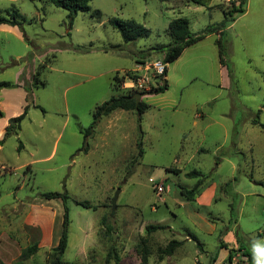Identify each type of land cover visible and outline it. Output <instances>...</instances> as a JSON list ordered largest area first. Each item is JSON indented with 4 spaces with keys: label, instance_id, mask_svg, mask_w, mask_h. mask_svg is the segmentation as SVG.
Wrapping results in <instances>:
<instances>
[{
    "label": "rangeland",
    "instance_id": "obj_1",
    "mask_svg": "<svg viewBox=\"0 0 264 264\" xmlns=\"http://www.w3.org/2000/svg\"><path fill=\"white\" fill-rule=\"evenodd\" d=\"M210 5L221 11L239 6L236 0H211L207 6L188 0H92L90 10L71 22L67 10L48 0H0V14L17 10L24 27L22 39L0 32V83H14L24 69L23 87L0 88V140L10 119L29 105L18 134L0 145V264H51L65 207L70 225L64 264H142L145 250L148 264H249L240 245L251 254V264H264V132L236 125L250 132L236 139L215 124L202 138L204 126L193 124L200 97L193 90L207 88L206 55L197 67L188 49L167 65V73H146L156 60L164 62L165 52L152 48L173 42L170 22L185 18L199 32L221 17ZM113 18L133 20L149 35L126 43L110 23ZM45 62L39 77L45 86L29 94L25 88ZM138 62L135 74L148 84L131 90L135 100L136 94L155 92L163 78L168 90L140 98L150 106L141 121L136 110H117L85 139L95 108L130 91L124 85L115 91L114 75L134 79L128 75ZM212 115H218L216 108ZM139 126L144 155L135 162ZM193 171L202 176L187 177ZM199 182L201 193L184 200L180 192ZM158 186L164 187L160 195ZM45 193L68 198L46 200ZM149 225L168 228L148 234ZM173 239L183 244L172 256L162 255Z\"/></svg>",
    "mask_w": 264,
    "mask_h": 264
},
{
    "label": "crops",
    "instance_id": "obj_2",
    "mask_svg": "<svg viewBox=\"0 0 264 264\" xmlns=\"http://www.w3.org/2000/svg\"><path fill=\"white\" fill-rule=\"evenodd\" d=\"M224 8L221 11L217 5L207 7L210 11L217 9L221 13L220 18H211V24L224 20ZM0 32L23 38V32L17 26L0 25ZM220 40L225 48V63L220 58ZM188 49H192L194 66L202 63L205 55L209 58L207 88L193 90L194 95L200 96L195 103L193 124L204 126L201 129L202 138L206 139V132L215 124L222 126L225 134L229 132L236 139L250 134L247 128L241 130L236 125L256 127L264 132L259 125L264 124V0H246L243 13L237 14L225 28L187 47L182 55ZM137 68L132 71H137ZM23 70L20 69L19 79L14 82L19 87H23ZM201 78L202 75L197 72L193 81L198 83ZM214 108L218 111L216 117L212 115ZM225 125L231 127L226 128ZM203 149L201 147L200 151Z\"/></svg>",
    "mask_w": 264,
    "mask_h": 264
},
{
    "label": "trees",
    "instance_id": "obj_3",
    "mask_svg": "<svg viewBox=\"0 0 264 264\" xmlns=\"http://www.w3.org/2000/svg\"><path fill=\"white\" fill-rule=\"evenodd\" d=\"M48 1L58 8L67 10L69 12V18L71 22H73L79 12H88L90 10L89 3L92 0H48ZM160 1L169 2L172 0H160ZM188 1L196 5L207 6L211 0H188ZM236 1L238 2V5H239L238 8L232 9L230 11L224 8V12H223L224 20L221 23L208 25L199 33H193L190 30L189 22L185 18H177V19L172 20L168 27V33L172 37L173 42L169 44L168 46H160V47L152 48V50L158 51V52H165L164 62L166 64H169L175 61L182 55L183 51L187 47H190L191 45L204 39L208 34L216 30L225 28L228 24H230L234 20V17L237 14L243 13L245 9L246 0H236ZM94 15L100 16V12L97 11L94 13ZM110 23L120 31L126 43L134 42L138 39L147 37L149 35L148 30L143 25L138 24L133 20L122 21L120 19L113 18L110 20ZM3 24L17 26L21 29L22 32H24L23 22L18 18L17 10H15L13 13L7 16H3L2 14H0V25H3ZM81 48L82 47H78V49H81ZM219 48H220L221 62L225 63V60H224L225 48L223 44L221 43V40L219 41ZM32 57L33 55H28L29 59H31ZM138 63L140 64L142 62H138ZM47 66H48V63L45 62L44 64H41L36 70L35 74L33 75V85L31 87L25 88L29 94H31L32 88H38L41 86H45V83L40 81L39 77H40L41 71L45 69ZM128 76L137 77L135 72L129 74ZM166 76L167 74L165 75V77ZM163 79L165 83H163L161 86L156 87L154 89L156 94L164 93L165 91L168 90L167 80L165 78ZM124 82H125V76H120L119 73H116L113 77V89L117 91L118 88L122 87ZM17 86L18 85L12 82H1L0 83V88H14ZM134 95H135L134 93L129 91L128 93L121 95V96H113L109 101L101 105H98L93 112V122L83 132L85 139L94 135L95 129L97 128V126L99 125L103 117L109 116L110 114H112L113 112L117 110H124V111H135L136 110L137 113H139L140 115L139 121H141L142 114L146 110H148L150 106L144 102H139L138 105L136 106V100L134 99ZM28 109H29V105L25 107L24 112L21 115L10 119L9 125L6 127V132L4 134V137L2 140H0V145H3L8 138L18 134V132L21 129L22 122L27 116ZM256 124H259V122H256ZM259 125L264 130V124H259ZM143 139H144V132L141 126H139V138L137 142L138 156L135 158L134 160L135 162L137 161L138 157L141 158L144 155ZM85 146H86L85 151L87 152L89 149V145L87 142L85 143ZM22 148H23V145L20 144L19 150H21ZM180 172H181L180 170H176V173H180ZM186 175L187 177L192 178L196 176H202V173L198 171H193V172L187 173ZM262 185H264V183H262ZM200 186H201V182L196 184L192 189H183L180 192V195L186 201H194L196 196L201 193ZM41 196L43 199H46V200L62 199L64 202L68 198V195L66 193L65 194L45 193V194H42ZM80 205H82L84 208H90L88 203H81ZM69 225H70L69 210L67 207H65L61 235H60L57 246L52 249L51 264H64L62 261V257L68 245ZM166 228L168 227L163 226V225H149L147 226L146 231L148 234H151L155 231L164 230ZM259 238H263V235H259ZM194 239L196 240V238ZM143 242L147 243V240L144 239ZM182 244H183L182 241L173 239L172 241L169 242L166 248H164L161 251V253L164 256H172L175 253L176 249L179 248ZM198 246L200 250H203V247H202L203 245H201V243H199ZM220 247L228 249V245L224 242L221 243ZM240 249L244 251V255L247 256L249 264H251L253 260L251 254L241 245H240ZM36 250H37L36 246L29 248L27 252L28 254L26 255H30ZM232 252L233 250L229 251L230 253L229 261L233 259ZM149 255H150V252H148V250H145L142 256V264H148ZM212 262L215 263L216 258L212 259Z\"/></svg>",
    "mask_w": 264,
    "mask_h": 264
},
{
    "label": "built area",
    "instance_id": "obj_4",
    "mask_svg": "<svg viewBox=\"0 0 264 264\" xmlns=\"http://www.w3.org/2000/svg\"><path fill=\"white\" fill-rule=\"evenodd\" d=\"M167 65L168 64H166L165 62H163L161 60H156L152 64L151 68H150V66L146 67V73H147V69H150V70L152 69V70H154V72L157 75L161 76V75L166 73ZM140 67H141V64L138 66L137 71H135L136 73L141 70ZM136 76L137 77H135L134 79H128L129 81H125L123 83V85L125 86L126 89H128L130 91L131 90H135V91L141 90L142 91L144 88L147 87V84H148L147 78L145 76H142V75H139V74L138 75L136 74ZM163 80L164 79H162V81ZM163 83H164V81H163ZM163 190H164L163 186H158L157 187V191L159 192V195L161 194V192H163Z\"/></svg>",
    "mask_w": 264,
    "mask_h": 264
},
{
    "label": "water",
    "instance_id": "obj_5",
    "mask_svg": "<svg viewBox=\"0 0 264 264\" xmlns=\"http://www.w3.org/2000/svg\"><path fill=\"white\" fill-rule=\"evenodd\" d=\"M165 83V81H164ZM152 94H156V92H149V93H139V94H136V106L138 105V103L140 102V98L145 96V95H152ZM116 200H117V195L115 196V198L113 199L112 201V205H113V208L116 207Z\"/></svg>",
    "mask_w": 264,
    "mask_h": 264
}]
</instances>
